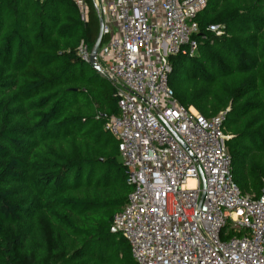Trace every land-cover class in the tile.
<instances>
[{
    "label": "trees",
    "instance_id": "trees-1",
    "mask_svg": "<svg viewBox=\"0 0 264 264\" xmlns=\"http://www.w3.org/2000/svg\"><path fill=\"white\" fill-rule=\"evenodd\" d=\"M0 0V264H135L112 218L131 186L106 129L112 86L77 55L98 34L86 0ZM195 55L169 57L179 104L225 112L232 179L264 186V0H206ZM218 25L221 34L208 28Z\"/></svg>",
    "mask_w": 264,
    "mask_h": 264
},
{
    "label": "built area",
    "instance_id": "built-area-1",
    "mask_svg": "<svg viewBox=\"0 0 264 264\" xmlns=\"http://www.w3.org/2000/svg\"><path fill=\"white\" fill-rule=\"evenodd\" d=\"M73 1L86 23V0ZM91 1L102 18L97 73L117 99L105 127L132 189L112 228L133 261L264 264V186L256 197L235 185L225 112L205 118L182 107L168 83L169 57L197 51L195 17L206 0ZM89 50L81 40L85 63Z\"/></svg>",
    "mask_w": 264,
    "mask_h": 264
},
{
    "label": "water",
    "instance_id": "water-1",
    "mask_svg": "<svg viewBox=\"0 0 264 264\" xmlns=\"http://www.w3.org/2000/svg\"><path fill=\"white\" fill-rule=\"evenodd\" d=\"M98 14V13H97ZM98 34L96 37L95 42L93 43V45L90 47L89 50V59L87 61V64L94 69L96 72L99 70V63L97 61V54H98V50L99 47L101 45L102 42V18L98 15ZM200 204V202H199ZM111 231L113 233H116V230L114 228L111 229Z\"/></svg>",
    "mask_w": 264,
    "mask_h": 264
},
{
    "label": "rangeland",
    "instance_id": "rangeland-1",
    "mask_svg": "<svg viewBox=\"0 0 264 264\" xmlns=\"http://www.w3.org/2000/svg\"><path fill=\"white\" fill-rule=\"evenodd\" d=\"M96 72V71H95ZM97 73V72H96Z\"/></svg>",
    "mask_w": 264,
    "mask_h": 264
}]
</instances>
